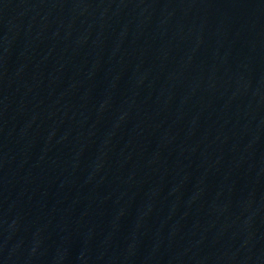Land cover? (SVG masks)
I'll return each mask as SVG.
<instances>
[{"label": "water", "instance_id": "obj_1", "mask_svg": "<svg viewBox=\"0 0 264 264\" xmlns=\"http://www.w3.org/2000/svg\"><path fill=\"white\" fill-rule=\"evenodd\" d=\"M0 264H264V0H0Z\"/></svg>", "mask_w": 264, "mask_h": 264}]
</instances>
